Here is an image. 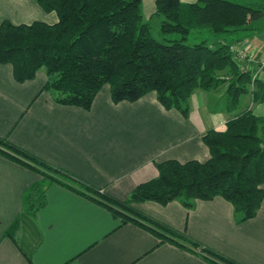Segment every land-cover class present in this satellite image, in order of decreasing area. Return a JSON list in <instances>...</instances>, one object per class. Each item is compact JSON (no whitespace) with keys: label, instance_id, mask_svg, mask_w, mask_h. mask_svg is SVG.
<instances>
[{"label":"trees","instance_id":"obj_1","mask_svg":"<svg viewBox=\"0 0 264 264\" xmlns=\"http://www.w3.org/2000/svg\"><path fill=\"white\" fill-rule=\"evenodd\" d=\"M57 20L48 23L0 22V64H11L16 81L32 79L43 69V87L55 102L90 109L107 84L114 103L135 101L150 91L167 109L184 116L196 89L226 85V109L232 113L240 96L264 103V80L254 67L240 68L231 45L236 34L252 29L264 17V4L232 0H154L160 37L151 33L142 0H35ZM198 41H190L198 33ZM250 66V67H249ZM251 86V87H250ZM224 130L203 135L210 157L200 162L169 159L156 164L158 175L136 185L125 200L104 193L85 179L56 168L0 136V155L39 175L23 195L24 211L33 216L46 204L51 184L65 186L106 207L121 223H136L161 243L198 254L211 264H240L140 211L133 203L166 205L180 200L188 208L196 200L221 196L234 209L236 222L253 218L264 197V118L251 109L232 113ZM11 236V233L7 232Z\"/></svg>","mask_w":264,"mask_h":264},{"label":"crops","instance_id":"obj_2","mask_svg":"<svg viewBox=\"0 0 264 264\" xmlns=\"http://www.w3.org/2000/svg\"><path fill=\"white\" fill-rule=\"evenodd\" d=\"M4 19L53 23L57 14L35 0H0V22ZM258 76L264 80V71ZM46 81L40 69L32 79L18 82L11 64H0V136L119 200L155 178L159 162L206 161L210 152L203 135L224 130L232 113L251 109L264 118V103L252 102L250 93L241 95L229 113L225 84L211 91L196 89L184 116L162 106L154 91L114 103L107 84L88 110L59 104L43 89ZM38 179L33 170L0 155V264H211L161 243L136 223H121L106 207L58 184L48 186L45 206L31 216L22 195ZM133 206L240 264H264V197L256 215L242 222H236L232 204L221 196L198 199L190 208L178 199Z\"/></svg>","mask_w":264,"mask_h":264},{"label":"rangeland","instance_id":"obj_3","mask_svg":"<svg viewBox=\"0 0 264 264\" xmlns=\"http://www.w3.org/2000/svg\"><path fill=\"white\" fill-rule=\"evenodd\" d=\"M232 1L242 3V4H248L251 6H257L259 4H264V0H232ZM141 9H142L143 17L149 20L152 35L156 38H159L160 37L159 18L157 16H153L150 18V16L153 15L154 10H155L154 0H142ZM251 26H252L251 30L240 31L236 34L237 36L244 38L242 42H240V45L244 47L246 51H254V53L256 51H259L260 53L264 54V48L262 47V45L257 44L258 42L255 41L257 40V37H258L260 40H262L261 42L264 43V17H261L260 19L253 21L251 23ZM250 36H254L253 37L254 39H249L248 37ZM203 37H207V34L205 32L198 33L195 38H193L191 34L190 41H198V40H201ZM247 63L250 66H253L254 68L256 67L255 63L251 60H247L246 64Z\"/></svg>","mask_w":264,"mask_h":264},{"label":"built area","instance_id":"obj_4","mask_svg":"<svg viewBox=\"0 0 264 264\" xmlns=\"http://www.w3.org/2000/svg\"><path fill=\"white\" fill-rule=\"evenodd\" d=\"M231 50L234 53L235 61L239 64L240 68H246V61L251 60L255 63V69L253 76L259 75L261 71H264V54L259 51H246L240 43L231 45Z\"/></svg>","mask_w":264,"mask_h":264}]
</instances>
